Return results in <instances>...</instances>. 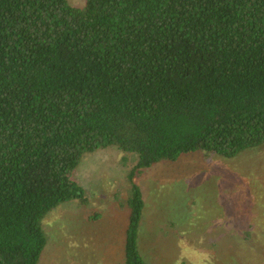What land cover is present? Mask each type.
Returning a JSON list of instances; mask_svg holds the SVG:
<instances>
[{
	"label": "trees",
	"instance_id": "obj_1",
	"mask_svg": "<svg viewBox=\"0 0 264 264\" xmlns=\"http://www.w3.org/2000/svg\"><path fill=\"white\" fill-rule=\"evenodd\" d=\"M112 147L135 161L122 264H149L138 180L264 147V0H0V264H41L45 218Z\"/></svg>",
	"mask_w": 264,
	"mask_h": 264
},
{
	"label": "rangeland",
	"instance_id": "obj_2",
	"mask_svg": "<svg viewBox=\"0 0 264 264\" xmlns=\"http://www.w3.org/2000/svg\"><path fill=\"white\" fill-rule=\"evenodd\" d=\"M134 166L118 147L84 157L76 180L85 200L45 218L41 264H122L129 212L119 206L131 197ZM138 182L146 202L139 244L149 264H264V147L235 159L192 153ZM251 227L254 238L245 242Z\"/></svg>",
	"mask_w": 264,
	"mask_h": 264
},
{
	"label": "crops",
	"instance_id": "obj_3",
	"mask_svg": "<svg viewBox=\"0 0 264 264\" xmlns=\"http://www.w3.org/2000/svg\"><path fill=\"white\" fill-rule=\"evenodd\" d=\"M126 231V230H125Z\"/></svg>",
	"mask_w": 264,
	"mask_h": 264
}]
</instances>
